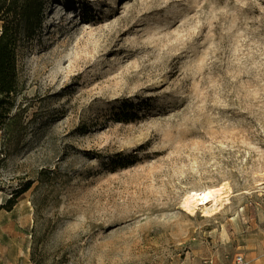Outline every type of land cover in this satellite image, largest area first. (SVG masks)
I'll list each match as a JSON object with an SVG mask.
<instances>
[{
    "label": "rangeland",
    "instance_id": "rangeland-1",
    "mask_svg": "<svg viewBox=\"0 0 264 264\" xmlns=\"http://www.w3.org/2000/svg\"><path fill=\"white\" fill-rule=\"evenodd\" d=\"M18 68L0 264H264V0H50Z\"/></svg>",
    "mask_w": 264,
    "mask_h": 264
},
{
    "label": "trees",
    "instance_id": "trees-1",
    "mask_svg": "<svg viewBox=\"0 0 264 264\" xmlns=\"http://www.w3.org/2000/svg\"><path fill=\"white\" fill-rule=\"evenodd\" d=\"M49 1L0 0V132L13 119L21 92L19 44L40 31Z\"/></svg>",
    "mask_w": 264,
    "mask_h": 264
},
{
    "label": "bare ground",
    "instance_id": "bare-ground-1",
    "mask_svg": "<svg viewBox=\"0 0 264 264\" xmlns=\"http://www.w3.org/2000/svg\"><path fill=\"white\" fill-rule=\"evenodd\" d=\"M226 196L224 185L195 189L186 195L184 205L192 211L199 206L203 207L206 213L210 215L216 212L214 210L218 211V209L222 208Z\"/></svg>",
    "mask_w": 264,
    "mask_h": 264
},
{
    "label": "built area",
    "instance_id": "built-area-1",
    "mask_svg": "<svg viewBox=\"0 0 264 264\" xmlns=\"http://www.w3.org/2000/svg\"><path fill=\"white\" fill-rule=\"evenodd\" d=\"M211 260H212L211 262H213L214 258H212ZM235 261H236L238 264L243 263V262H244V257H243V255H241V254L237 255L236 258H235Z\"/></svg>",
    "mask_w": 264,
    "mask_h": 264
}]
</instances>
